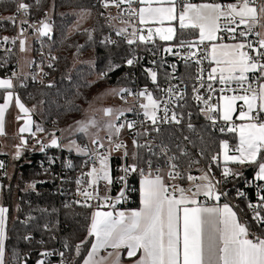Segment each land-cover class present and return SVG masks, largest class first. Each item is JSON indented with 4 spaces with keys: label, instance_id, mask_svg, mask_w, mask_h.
<instances>
[{
    "label": "snow or ice",
    "instance_id": "obj_1",
    "mask_svg": "<svg viewBox=\"0 0 264 264\" xmlns=\"http://www.w3.org/2000/svg\"><path fill=\"white\" fill-rule=\"evenodd\" d=\"M4 2L5 0H0V4ZM34 2L39 5L41 0H34ZM7 3L13 6V12L7 17L0 16V21L20 26V36L12 38V44L23 36L26 31L23 27L25 24H28L40 36H50L52 24L48 20L47 13L44 20L29 23L27 17L31 4L25 0H7ZM99 3L104 9L114 7L119 10L118 16L109 14L105 20L108 28L114 30L117 37L123 38L127 45H138V42H143L145 45L154 44L153 37L163 41L175 40L174 46L165 47L163 51L179 56L186 68L191 64H195L196 68L194 74L189 73L181 79L179 84L169 83L166 88H162L157 83L156 70L151 67L145 68V74L156 85V91L160 93L158 96H154L147 87L136 92L125 87L108 90L106 95L118 97L125 103L131 96L135 104L127 108L106 107L95 110L101 111L103 117L108 119L97 120L93 116L77 120L74 128L70 126L69 131L87 136L93 148L87 145L82 147L75 140L62 145L55 132L49 133L52 137L50 144L37 140V143L41 145V151L50 146L66 147L69 151L75 150L93 161L91 165L88 161L84 162V167H90V170L82 173L81 178L76 181L77 185L84 183V177L90 178L87 181V186L90 188L101 180L107 184L112 183L108 164L110 155L114 151L119 152L123 149L122 159L129 156L127 144L123 141L117 142L114 137L118 138L125 128L129 130L135 128L137 123L143 126L146 121L150 122L151 132L159 135L160 125L179 126L187 117L186 128L194 132L196 126L191 122L193 114L185 109L196 106L198 111L215 126L217 118L224 122L232 121L233 113L237 110V101L243 102L237 117L242 123L227 128L220 127L221 133L225 131L236 133L238 143L230 146L228 140H221L220 151L208 157V171L200 169V176H193L190 172L194 165L200 164V160L192 156L187 145L182 146L177 143L175 147L178 151L169 155L171 148L163 141L157 145L159 148L157 152L151 141L145 140L144 143H140L134 137L132 144L136 150L131 154L134 162L123 167L122 171L125 175L118 179L127 185L128 174L138 172L143 177L140 187L142 207L128 212L115 211L116 203L125 198V191L122 189L115 203L109 205L113 211H101L98 208L93 212L87 233L88 237H94L95 242L91 244L83 264H104L108 258L112 257L113 252H107L106 256H99V253L109 248L116 252L115 264H120L121 253L118 251L120 249H127L126 255L129 258L136 256L138 252L141 253L134 264H264V237L251 233L249 225L240 221L237 212L233 211L228 203L222 206L218 203L221 197H227L228 193L218 189L217 186L221 181L214 180L211 175L213 164L221 167L222 157L221 176L225 181L229 177L242 176L241 172L228 166L230 163L241 166L254 165L257 169L255 180L264 181V31L255 30L257 28L264 30V0H236L234 3L227 4L215 2V0L204 3H193L192 0H99ZM134 3L144 6L136 9L132 7ZM154 4L156 6H153ZM124 5L127 7H123ZM73 14L79 18L69 34L80 32L81 24L91 16L92 12L91 9L81 8L78 13L74 11ZM100 15L104 16V13L101 12ZM20 16L25 18L18 21ZM133 17L141 25L152 22L159 26L154 29L148 27L147 36H145L142 34V29H138L131 23ZM116 20L126 26L117 27L113 23ZM172 21H178L179 34L177 27L171 25ZM165 22H169L168 26H165ZM242 25L243 29L237 33V29H240ZM129 27H132L131 32L128 30ZM185 30L198 32V36L185 38ZM95 31L96 29H83L89 43L93 42ZM221 31L228 33L233 40H236L237 35L242 39L233 44H217L215 41L223 40V37L218 36ZM249 36H255L256 39L249 40ZM9 39L4 36L0 39V43H7ZM206 41L212 42L210 47H201ZM100 43L105 46H118V41L111 36H104ZM76 47L79 51L84 48V45ZM20 50L22 52L27 50L23 39H20ZM135 53L136 49L133 48L130 58L125 60L126 66L131 67L139 62ZM56 60L58 57L50 56L47 67L52 68ZM204 60L214 62L216 66L205 72L201 66ZM152 63L155 65L156 61L153 60ZM120 66L110 64L108 70L101 73L99 78L107 76L108 71ZM172 68L175 70L176 65H172ZM172 79H175L174 75ZM213 82H218L221 86L220 95L215 103L212 102L213 93L217 89ZM189 85L191 95H189ZM51 86L50 83L48 87ZM0 89L6 92L4 102L0 103V135L5 134V114L14 98L16 106L23 114L18 115L16 119L25 120L19 128V133L27 132L35 137L37 132L45 131L39 123L35 124V131H33L34 121L31 114L36 106L30 109L21 102L18 95H14V84L11 78L0 79ZM201 89L205 90L207 98L201 94ZM189 101H192L193 105H189ZM91 107L90 104L89 108ZM131 112H137V114L142 112L144 120H128L126 113ZM92 129L96 131L92 132ZM101 132L105 135L101 136ZM150 134L148 129H144L137 131L135 135L148 137ZM199 138L203 140V137ZM183 139L195 147L194 141L189 136H184ZM21 143L27 144L23 136H21ZM139 149H145L148 157L140 155ZM205 152L206 149L201 147L197 151V156L205 157ZM152 157H162L163 166L157 162L154 168ZM97 160L99 168L95 163ZM140 162H143L147 171L145 167H140ZM67 167H73L71 161L67 162ZM2 168L4 164L0 161V169ZM166 180L171 183H166ZM177 180H187L189 186L185 188L175 183ZM29 187L34 189L36 185L33 183ZM258 187L264 189V185H258ZM78 191L84 199L77 200L75 203L91 207L88 200L93 198L92 192L87 191L86 188L83 190L78 188ZM201 195L206 201L211 200L213 203L200 201L198 198ZM238 195L245 194L238 191ZM257 196L259 202L249 203L248 208L252 211V220L264 231V214H262L264 213V194L258 192ZM109 199V197L103 198L106 204ZM65 207L70 208L71 205L65 204ZM8 213L9 208L0 204V264H9L6 260L9 250L7 246ZM47 227L45 225V228ZM24 239L31 241L32 237L25 236ZM86 243L87 239L75 246L77 256H80L81 248ZM64 246L67 248L69 245L65 243ZM52 254L49 251L40 253L43 257ZM58 255L63 257L64 253L60 252ZM18 259L19 253L13 250L10 257L11 264H16ZM24 264H27V260ZM36 264H45V260L38 259Z\"/></svg>",
    "mask_w": 264,
    "mask_h": 264
},
{
    "label": "trees",
    "instance_id": "obj_2",
    "mask_svg": "<svg viewBox=\"0 0 264 264\" xmlns=\"http://www.w3.org/2000/svg\"><path fill=\"white\" fill-rule=\"evenodd\" d=\"M228 0H215L222 2ZM232 1V0H230ZM34 8L38 7L37 13H43L50 5L54 8V31L52 39V49L58 57V67L52 71L57 86L53 89L49 87H32L22 90L21 94L26 104L31 108L35 105L36 123L38 119L46 123H52L57 120L61 128L74 123L82 117L83 106L88 104L94 91L98 88L116 86L124 87L127 85L125 78L117 81L116 78L121 75H127L125 60L127 58V47L118 43L117 45H108L100 43V40L107 34V26L100 16L99 10L94 6V0H41L36 5L34 0H25ZM195 3L213 2V0H195ZM81 8L91 9L94 16L92 27L96 29L93 33L94 40L89 43L87 34L83 31L69 34L70 27L76 20V15L71 11H79ZM0 12L11 14L13 6L7 3L0 4ZM177 33H180L179 28ZM185 38H195L198 32L185 30ZM155 43L160 46L173 44L160 41L154 38ZM77 45H84V48L77 51ZM93 54L95 62L93 65L79 64L70 69L71 59L75 55ZM110 64L121 65L112 71L109 75L99 78L100 74L107 71ZM0 100L2 98L0 97ZM202 114L196 111L194 117L195 131L187 128L183 129L182 134L189 136L195 143V149L204 147L206 149L205 160H208L212 154L220 151V141L228 140L236 143L234 133L221 134L213 131L202 119ZM45 132L50 133L48 129ZM177 135L178 143L184 146V135L176 134L175 131L167 130L166 134ZM199 137H203L201 140ZM31 145L32 138H30ZM186 142V141H185ZM176 144L172 142V147L177 152ZM34 147V146H33ZM141 154V153H140ZM25 158H20V165L17 167V174L10 184L8 177L2 178V200L3 206L9 208V223L7 241L8 252L6 260L11 264L10 257L12 251L19 253V259L16 264H36L43 250L54 249L57 245L67 243V252L69 253L73 264H81L86 256L92 239L88 237L87 229L90 223V214L93 208L71 206L70 208L60 207L57 197L53 194L52 188L46 184H41L42 170L40 163L44 159L42 153L28 151ZM143 156V155H142ZM9 161L8 157H5ZM76 163L83 162V158L77 157ZM141 167V162H140ZM256 167L253 165L246 172V176L254 178ZM139 174L136 172V180ZM88 178V177H86ZM85 178V179H86ZM255 179V178H254ZM15 180V181H14ZM49 180V179H48ZM35 183V189L25 190L28 185ZM247 202H240L236 209L237 214L246 209ZM47 211H44V210ZM29 217L31 221L28 222ZM59 222V224H58ZM45 225L48 227L45 228ZM252 229L258 231L264 237L257 224H253ZM50 228V231L47 229ZM25 236H33V242L30 243L24 239ZM87 239V243L81 248L80 256L75 254V246L82 240ZM43 241V243H41Z\"/></svg>",
    "mask_w": 264,
    "mask_h": 264
},
{
    "label": "built area",
    "instance_id": "obj_3",
    "mask_svg": "<svg viewBox=\"0 0 264 264\" xmlns=\"http://www.w3.org/2000/svg\"><path fill=\"white\" fill-rule=\"evenodd\" d=\"M195 0H192L194 2ZM236 0H228V1H222L220 3L227 4V3H234ZM94 6L99 10V12H103L104 16H101L103 21L105 22V25L107 26L105 17L109 14L111 16H118L119 10H117L114 7H109L108 9H104L101 7L99 0H94ZM123 7H127V5H124ZM133 8L138 9L140 7V4L134 3L132 5ZM54 8L51 4L50 7L44 11L43 13H37L38 7L34 8L33 6L30 8L29 16L27 17L29 23L32 22H39L40 20L45 19V13L48 14V20L52 24V32L50 36H40L34 29L28 26V24L23 25V27L26 29V31L23 33V35L27 32L30 37H32L31 42V49L33 54V59L28 67V70L26 73L20 72V58L18 54V45L17 43L20 42L19 40L22 39L21 36L20 39L16 40L15 44L11 43L12 38H16L20 36V26H13L11 23L7 21H0V39H2L4 36L9 37V41L7 43H0V76L3 78H11L16 83V92L21 98L24 100V97L21 94L22 90H26L32 87H48V85L51 83V89L55 88L57 86V83L52 74V71H54L58 67L57 60L53 62V67L48 68L47 64L49 63L50 56H56V53H54V50L52 49V39H53V31H54ZM12 14V13H11ZM11 14H4L0 12V16L7 17ZM25 17L20 16L18 17V21L21 19H24ZM125 19L127 17L125 16ZM114 24H116L117 27H125L126 25L119 22V20L113 21ZM132 24H134L138 29H142V34L147 36V29L144 28L143 25L139 24L136 21V18L133 17ZM243 25L240 29H237V33L243 29ZM129 32L132 31V27H129ZM257 31H261V29L257 28L255 29ZM127 35V34H126ZM106 36H111L112 39H115L118 41V43L124 44L128 50L127 52V58H130V55L132 53V49H136V55L138 57L139 62L135 63L131 67H127V75H121L116 78L117 81L125 78L127 80V85H125V88L131 89L133 92L139 91L143 89L144 87H147L150 91L153 92L154 96L160 95L156 91V85L153 84L150 80V78L145 74L144 69L151 67L154 70L157 71L158 77H157V83L162 88L168 87L169 83L171 84H179L181 79L185 78L189 73H195V64H191L190 67L186 68L184 65V61L176 55H171L163 51L165 47L168 46H174L173 44H168L164 46L157 45L156 43H148L144 44L143 42H138V45H132L129 46L124 42V39L121 37H117L115 35V31L108 28L107 26V34ZM220 36L223 37L222 41H241L242 38H240L237 35L236 40H233L230 38V35L228 33H225L223 31L220 32ZM155 37H153L154 39ZM249 40H255V36H249ZM155 41V39H154ZM209 46V43L205 42V47ZM8 49H11V51H8ZM173 50L175 51V47H173ZM155 53V55H153ZM155 60L156 64L154 65L152 61ZM172 65H176L175 70L172 68ZM202 68L205 70V72L210 70V61L204 60L202 63ZM41 68H43V72H41ZM46 73V75H45ZM15 74V75H13ZM109 73L107 74V76ZM175 76V79H172V76ZM251 73L249 76L251 77ZM33 77H36V79H33ZM106 77V76H104ZM41 80L43 82H41ZM187 82V81H186ZM214 87L217 89L215 93H213V103L216 102L217 98L219 97V88L221 87L218 82H213ZM23 85V86H21ZM183 87V85H181ZM201 94L205 95V98H207V93L204 89H201ZM189 95H191V87L189 85ZM133 98V97H132ZM26 102V101H25ZM135 104V101L133 99V105ZM132 105V106H133ZM189 105H193L192 101H189ZM185 111H191L192 117L191 122L194 124L195 120V113L198 111V108L196 106H191L188 109H185ZM202 114V113H201ZM36 117V114H34ZM126 117L128 120H136L141 121L144 120V117L142 115V112L137 114V112H131L126 113ZM202 119L204 122L215 132L221 133L219 131L220 127H230L234 124L238 125L239 122L237 119H232L231 122H224L223 120H220L217 118L215 126L211 124V122L205 118L202 114ZM39 124L44 128L48 129L49 132H55V135L59 137L60 143L62 144L63 140L61 137V127L58 126L57 120H54L51 124L46 123L43 120H40ZM123 119V118H122ZM186 122L187 117L184 123L177 126L175 124H162L161 132L159 135L155 132H151V125L150 122H145L142 126L140 123H137L136 127L129 130L125 128L120 136L118 138H115L117 142L123 141L128 146V152L129 156L127 158L122 159V153L123 149L119 152H112V154L109 157L110 161V168L112 171L113 177V183L111 185L101 187L99 184L88 187L86 181V177H84V183L81 185H77L76 181L77 179L81 178L82 173H86L90 170V167H84V162L88 161L89 165L93 163V161L86 156V158H83V162L76 163V158L78 156L74 155L72 151L67 150L65 147H47L43 151H38L42 153V156L44 159L40 163V169L42 170V178L40 183L46 184L49 188H52L53 194L57 197L60 207L64 208L65 204L73 205V206H82V204H76L75 201L80 200L83 201L84 197L80 194L78 191V188L83 190L87 189V191L92 192L93 198L88 200V203L91 204V208H99V209H112L109 205L112 203H115L116 197L119 195L120 191L124 189L125 191V198L122 199L119 203H116L115 209H126V208H133L138 205V199H139V187L138 182L139 180H142L143 177L139 175L138 180H136V173H130L126 176L127 185L123 184L118 178L121 176H124L125 173L122 171L123 167L132 164L134 161L132 159V152L135 151L134 146L132 144V140L135 137L138 139L140 143H144L145 140L151 141L153 144V147L159 151V148L157 145H160L161 141L163 143L167 144L171 148V152L169 155H171L173 152H176L174 148L171 146L172 142L174 144H177L178 138L177 135L175 136L172 133L166 134L167 130L175 131L176 134L184 135L182 134L183 129L186 128ZM144 129H148L151 133L148 137H136L137 131H143ZM230 132L225 131L221 134H229ZM236 134V133H234ZM185 136V135H184ZM191 139V138H190ZM37 140H40L44 143H49L51 141V136H42L36 135L32 138V143L35 148L41 147L40 144L37 143ZM47 141V142H46ZM230 146H235L236 143L229 142ZM184 145H187L192 156L196 159L200 160L199 165H194L190 172L193 176H200L201 171L200 169H203L204 171H208V160H205L203 157L197 156L198 149H195L192 145L188 144V142L184 141ZM94 147V146H93ZM92 147V148H93ZM103 151V150H101ZM140 155L145 156V158L148 157V154L145 149H139L138 150ZM154 163L153 167L155 168L156 163L160 162L161 165L163 158L162 157H152ZM71 161L73 164L72 168L67 167V162ZM97 168H99V161H95ZM221 167H217L215 164H213L211 169V175L213 176L214 180H219L221 183L217 186L220 191H226L228 193L227 197L222 196L220 201L218 202L220 205H223L224 203H228L232 208L236 211V209L239 206V203L247 202L246 209L242 210V212L238 213V216L240 218L241 222H246L249 225L250 232L255 233L256 235H260L258 231H255L252 229V225L256 224L255 221L252 220V211L248 208L249 203H258V196L257 193L264 194V189H261L258 187V185H264V181H257L254 178L246 176V172L251 168V166L248 165H236L233 168L236 171H239L242 173V176L239 177H229L227 181L224 180V178L221 176L222 171V161L220 160ZM141 167L146 166L141 162ZM166 170V169H165ZM182 170H184L182 166ZM49 179V180H48ZM167 183H171V181H168ZM175 183L187 188L189 186V182L187 180H177ZM239 192H243L245 195L240 196L238 195ZM109 197V201L107 204L104 202L103 198ZM202 202H206L208 204H212L213 201L211 200H205V197L201 195L198 198ZM89 208V207H86ZM264 214V213H262ZM32 219H28V222H30ZM59 224V222H58ZM50 231V228L47 229ZM32 239L29 241L30 243L33 242V236H31ZM251 238V237H250ZM52 252L53 254L48 257L40 256L39 259H44L45 264H61V261L63 260V264H69L72 262L71 257L69 253L67 252V248L63 245H57L54 249H47L43 250ZM63 252L64 256L60 257L58 253Z\"/></svg>",
    "mask_w": 264,
    "mask_h": 264
},
{
    "label": "rangeland",
    "instance_id": "obj_4",
    "mask_svg": "<svg viewBox=\"0 0 264 264\" xmlns=\"http://www.w3.org/2000/svg\"><path fill=\"white\" fill-rule=\"evenodd\" d=\"M195 3V2H193ZM80 11V10H79ZM79 11H75V12H79ZM71 13H74V11H71ZM79 17L76 15V20ZM93 19L94 16L93 14H91V16L89 18H87L82 24H81V31H83V29H89L92 27L93 24ZM75 20V22H76ZM75 22L73 23V25L70 27V29L73 28ZM172 26H176L178 29V23H172ZM165 26H168V24H165ZM155 27H158L157 25L152 26V28L154 29ZM148 28V27H147ZM70 31V30H69ZM75 33V32H73ZM72 34V33H71ZM24 41H25V47H26V51H21L20 50V43L18 46V51H19V55H20V62H21V66L23 68L24 65V61H25V57H27L28 51H29V45L31 46V42H32V37H30L28 35V33L26 32L23 37H21ZM158 38V37H156ZM159 39V38H158ZM160 40V39H159ZM20 41V40H19ZM163 41V40H160ZM166 43H170L173 41H163ZM95 62L94 59V55L93 54H87V55H75L73 56V58L71 59V64H70V69L76 67L79 64H91L93 65ZM121 87H116V86H109V87H102V88H98L97 91H94L92 94V98L90 100V102L86 105H84L83 110H82V117L79 120H84L90 117L95 116V118L97 120H106L108 119L107 117H103V113L101 111H95L98 109H103L106 107H130L133 105V98L131 96L128 97L127 103H125L124 101H121L118 97L112 96V95H106L107 91L110 89H118ZM91 104V109L89 108V105ZM70 126H72L73 128L75 127V122L74 123H70L69 125L63 127L61 130V137L63 135V138L65 139V143L68 144V142L70 140H75L77 144L81 145L82 147L87 145L89 148H92L93 145H91L89 138L87 136H84L81 133H76L74 131H69L68 129L70 128ZM92 132H95V129L91 130ZM101 136H104L105 133L101 132L100 133ZM52 138V137H51ZM47 142V141H46ZM18 150L16 148V146L11 143L10 141H8L7 139H3L0 140V161L4 163V159L5 157L9 158V167L10 170L5 173L4 177H8V183L10 184L13 181V178L15 177V175L17 174V167L20 165L19 160L20 159V154L19 156H17ZM2 169H0V186H2ZM15 181V180H14ZM33 189L31 187H29V185L26 187L25 190H30ZM35 189V188H34ZM3 194H2V187H0V204L2 203ZM69 264H73L72 262Z\"/></svg>",
    "mask_w": 264,
    "mask_h": 264
},
{
    "label": "crops",
    "instance_id": "obj_5",
    "mask_svg": "<svg viewBox=\"0 0 264 264\" xmlns=\"http://www.w3.org/2000/svg\"><path fill=\"white\" fill-rule=\"evenodd\" d=\"M144 5H141L140 4V7H143ZM153 6H156L155 4L153 5ZM171 24L172 23H178V21H172V22H170ZM165 24H169V22H165ZM155 25H157V24H155V23H152V22H150L149 24H147V25H143L144 26V28L145 29H148L147 27H152V26H155ZM157 26H159V25H157ZM261 31H264V30H262L261 29ZM218 36H220V33H218ZM237 42H240V41H221V40H217V41H215V43H217V44H219V43H225V44H233V43H237ZM20 42H18L17 43V45L19 44ZM206 43H209V44H211L212 42H208V41H206ZM19 46V45H18ZM18 54H19V52H18ZM27 54V57H25V63H24V65H23V68H22V66H21V62H20V72L21 73H26L27 72V70H28V67L30 66V64H31V62H32V59H33V54H32V49H31V46L29 45V51H28V53H26ZM19 58H20V55H19ZM21 61V60H20ZM210 61V60H209ZM216 65H215V63L214 62H212V61H210V68L211 67H215ZM210 71V70H209ZM0 79H5V78H3V77H1L0 76ZM13 84H14V89H13V91H14V95H18L17 94V92H16V89H15V87H16V83H15V81L13 80ZM5 95H6V92L3 90V89H0V97L2 98V100H0V103H3L4 102V97H5ZM19 96V95H18ZM20 97V100H21V102L22 103H24L25 104V106L26 107H28V108H30L31 109V107L29 106V105H27L26 104V102L25 101H23V99L21 98V96H19ZM222 103V102H221ZM243 102L242 101H237V104H236V112L235 113H233V116H232V119H237V117H238V115H239V111H240V105L242 104ZM35 111L34 112H32V119H33V121H34V124H33V131H35V124H36V118H35ZM18 115H20V116H22L23 114L22 113H20V111H19V109H18V107L16 106V104H15V98L13 99V101H12V104L10 105V107H9V109H8V111L6 112V114H5V134L4 135H0V140H3V139H7L8 141H10L11 143H13L15 146H16V148H17V150H18V152H19V154H20V157L21 158H25V153L26 152H28V151H33L34 153L35 152H38V151H41L40 150V148L41 147H37V148H35V147H33L32 145H31V143H30V141H31V139L30 138H33V136L31 135V133H23V134H21V133H19V128L25 123V120H23V119H21V120H17L16 119V117L18 116ZM238 120V119H237ZM238 122H239V124L240 123H242V121H240V120H238ZM62 129V128H61ZM46 130V129H45ZM44 135V136H50L49 135V133H47V132H37L36 133V135ZM236 135V144L238 143V135L237 134H235ZM21 136H23V138L25 139V140H27V144H22L21 143ZM62 140H63V142H62V145H66V143H65V139L63 138V135H62ZM66 148V147H65ZM67 149V148H66ZM68 150V149H67ZM72 153L74 154V155H76V156H78V157H81V158H86V156L85 155H83V154H79V153H77L75 150H73L72 151ZM231 154V153H230ZM17 160H19V159H17ZM221 161H222V163H223V159H222V157H221ZM9 162L10 161H7L6 159H4V168H2V177L1 178H3L4 176H5V173H7L9 170H10V167H9ZM108 164H109V174H110V177H111V179H112V183H113V177L114 176H112V171H111V168H110V161H108ZM236 165H238V164H229L228 166L229 167H234V166H236ZM255 176V175H254ZM88 180H90V178L88 177V178H86V183H87V181ZM168 181L166 180V183H167ZM111 183V184H112ZM97 184H99L101 187H105V186H108V185H111V184H107L105 181H103V180H101V181H98V183ZM138 187H139V199H138V205L136 206V207H133V208H126V209H115V211H125V212H128V211H131V210H139L141 207H142V205H141V195H140V187H141V180H139V182H138ZM2 205H3V203H1ZM222 206V205H221ZM6 207V206H5ZM98 208H93L92 209V211H91V214H90V220H91V215H92V213L93 212H95L96 210H97ZM99 210H101V211H113V209H99ZM233 211H235L234 209H233ZM238 215V214H237ZM239 217V216H238ZM240 219V218H239ZM8 221H9V213H8ZM9 223V222H8ZM89 225H90V223H89ZM91 239H92V243H94L95 242V240H94V237H91ZM91 243V244H92ZM91 247V246H90ZM90 247H89V250H90ZM88 250V251H89ZM120 253H121V256H120V264H134V262H135V260L136 259H138L139 258V256H140V254L141 253H137V255L136 256H134V257H131V258H129V257H127V249H120V250H118ZM107 252H113V255H112V257H110V258H108L105 262H104V264H115V261H116V252H114L111 248H109V249H107V250H101V252L99 253V256H106L107 255ZM86 256H87V254H86ZM86 256L84 257V259L86 258ZM97 258H99V257H97ZM82 263L81 264H83V261H81Z\"/></svg>",
    "mask_w": 264,
    "mask_h": 264
}]
</instances>
